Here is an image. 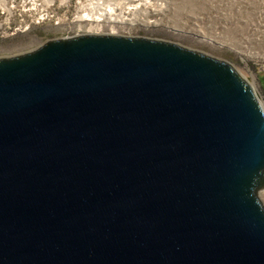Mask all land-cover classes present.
I'll return each instance as SVG.
<instances>
[{"label":"water","instance_id":"95a60500","mask_svg":"<svg viewBox=\"0 0 264 264\" xmlns=\"http://www.w3.org/2000/svg\"><path fill=\"white\" fill-rule=\"evenodd\" d=\"M263 185L226 60L95 33L0 58V264H264Z\"/></svg>","mask_w":264,"mask_h":264},{"label":"rangeland","instance_id":"374dc122","mask_svg":"<svg viewBox=\"0 0 264 264\" xmlns=\"http://www.w3.org/2000/svg\"><path fill=\"white\" fill-rule=\"evenodd\" d=\"M128 1L118 5L120 11L114 7L115 22L105 18L103 25L92 26L90 22L96 21L89 20L93 18L90 15L86 23L89 33L162 40L226 60L250 82L264 109V0H153V7H139ZM76 2L69 0V6H61L57 1L49 8L53 17L28 29L16 27L14 21L12 25L0 22V58L22 55L50 40L76 33L71 21ZM128 7H132L131 11ZM137 11L148 21L139 20L143 24L116 29L117 25L136 21ZM61 15L68 21L56 24V16ZM3 19L0 16V21ZM257 194L264 204V185Z\"/></svg>","mask_w":264,"mask_h":264},{"label":"built area","instance_id":"2783aa9c","mask_svg":"<svg viewBox=\"0 0 264 264\" xmlns=\"http://www.w3.org/2000/svg\"><path fill=\"white\" fill-rule=\"evenodd\" d=\"M57 1H60L61 6H69V0H0V16H4V19L0 22L1 24L6 23L8 25H12V22L14 21V25H17L16 27L28 29L32 24L41 23L46 19L53 17L55 14L51 13L49 8L54 6ZM103 1L106 2L107 0H77L71 20L72 27L75 28L76 33L71 36L86 34L87 32L89 33L90 28L86 25V23L92 13H96V15L101 14V17L103 16L104 11L103 9H100ZM132 1L134 2L133 4H138L139 7L141 5L153 7L155 4L153 0H130L127 3H132ZM110 2L117 10L120 11L118 5H123V0H110ZM95 5L97 9H95ZM137 13L138 15L136 21L127 22V25L125 26L117 25L116 29L143 24V22H140L139 20H143L145 22L148 21L145 20V17H141L139 15V11H137ZM56 17V24L65 22L66 19L68 21V18L64 15ZM78 22H82L83 26H80ZM106 27L108 28V26Z\"/></svg>","mask_w":264,"mask_h":264},{"label":"bare ground","instance_id":"6f19581e","mask_svg":"<svg viewBox=\"0 0 264 264\" xmlns=\"http://www.w3.org/2000/svg\"><path fill=\"white\" fill-rule=\"evenodd\" d=\"M110 0H107L106 2L103 1L102 2V7H100V9H103L104 13H103V16L101 17L99 14L96 15L92 13L91 16H93V18L91 17L89 20H93V21H96V23L94 22H90V25H96V26H99V25H103V23H101V21H104L105 18L108 19V22H112V21H117V18L116 16L114 15V13L116 14L115 12V9H114V6H112V3L110 2ZM128 11H131L132 7H128ZM95 9H97L96 5H95ZM126 11V8L123 6V12ZM125 19H126V16L124 15L123 13V21L125 22ZM115 24H113L114 26ZM95 34H101V33H95ZM111 34H114V33H111ZM243 77H245L244 75H242Z\"/></svg>","mask_w":264,"mask_h":264}]
</instances>
